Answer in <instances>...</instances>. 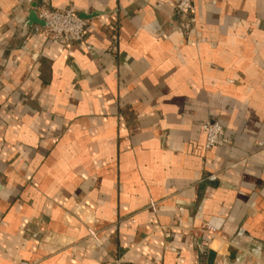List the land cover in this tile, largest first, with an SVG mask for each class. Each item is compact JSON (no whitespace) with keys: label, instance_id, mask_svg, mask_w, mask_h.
Wrapping results in <instances>:
<instances>
[{"label":"crops","instance_id":"crops-1","mask_svg":"<svg viewBox=\"0 0 264 264\" xmlns=\"http://www.w3.org/2000/svg\"><path fill=\"white\" fill-rule=\"evenodd\" d=\"M190 1L0 0V264H264V0Z\"/></svg>","mask_w":264,"mask_h":264},{"label":"built area","instance_id":"built-area-1","mask_svg":"<svg viewBox=\"0 0 264 264\" xmlns=\"http://www.w3.org/2000/svg\"><path fill=\"white\" fill-rule=\"evenodd\" d=\"M177 9L182 15L186 31H191L196 23L195 7L190 0H181ZM38 16L44 22L45 36L51 42L60 46H70L77 43H85V34L89 22L83 18L76 9L68 8L64 10L52 9L44 4L38 8ZM91 50L90 46H86ZM206 141L205 148L211 150L223 146L228 141L225 138V130L218 122H205L203 125ZM203 232L213 239L217 236V228L205 225ZM213 264H232L226 253H218Z\"/></svg>","mask_w":264,"mask_h":264}]
</instances>
